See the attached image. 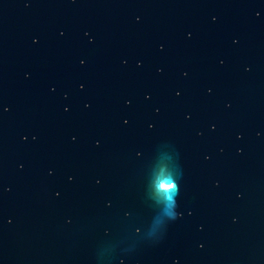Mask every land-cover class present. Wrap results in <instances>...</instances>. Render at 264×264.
<instances>
[{
	"label": "water",
	"instance_id": "95a60500",
	"mask_svg": "<svg viewBox=\"0 0 264 264\" xmlns=\"http://www.w3.org/2000/svg\"><path fill=\"white\" fill-rule=\"evenodd\" d=\"M0 264H264V0H0Z\"/></svg>",
	"mask_w": 264,
	"mask_h": 264
},
{
	"label": "clouds",
	"instance_id": "9594fccd",
	"mask_svg": "<svg viewBox=\"0 0 264 264\" xmlns=\"http://www.w3.org/2000/svg\"><path fill=\"white\" fill-rule=\"evenodd\" d=\"M161 187H162V190L166 191V192L176 190V185H175V183H172V182H167V183L163 184Z\"/></svg>",
	"mask_w": 264,
	"mask_h": 264
}]
</instances>
